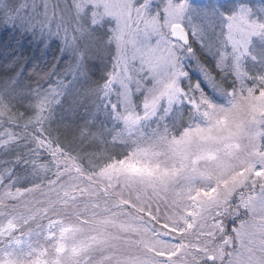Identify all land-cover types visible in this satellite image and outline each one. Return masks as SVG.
I'll use <instances>...</instances> for the list:
<instances>
[{"label": "snow or ice", "instance_id": "obj_1", "mask_svg": "<svg viewBox=\"0 0 264 264\" xmlns=\"http://www.w3.org/2000/svg\"><path fill=\"white\" fill-rule=\"evenodd\" d=\"M42 6L40 19L27 26L55 23L51 34H62L64 49L76 56L68 69L74 76L86 74L89 51L76 46L77 38L99 39L95 29L105 17L115 19L105 42L114 45L111 70L85 94L100 97L117 122L110 143L135 147L86 172L43 127L65 80L46 88L18 77L0 83V264H264V15L244 4L212 10L222 30L218 43L205 46L219 78L197 66L208 86L228 97L224 106L198 82L183 83L182 59L196 58L191 38L200 35L190 0ZM25 99L31 115L17 107Z\"/></svg>", "mask_w": 264, "mask_h": 264}, {"label": "trees", "instance_id": "obj_2", "mask_svg": "<svg viewBox=\"0 0 264 264\" xmlns=\"http://www.w3.org/2000/svg\"><path fill=\"white\" fill-rule=\"evenodd\" d=\"M17 3L18 0H0V83L18 77L21 84L35 87L39 81L41 86L46 88L50 82L63 79L67 83L66 90H72L71 97L68 102L65 101L64 93L58 98L60 103H52L44 113L43 127L48 130L51 137L59 135L62 139H67L73 132L80 134L82 130H86L85 136L95 143L111 137L117 122L104 110L100 97L85 94L86 89L102 83L106 78L112 63L113 54H110V47L107 45L109 50L107 56L95 54L94 59L83 62L85 75L77 73L74 76L68 69L75 62L76 56L72 57L67 54V50L62 48L59 39H48L37 33L34 27L29 28L20 19L17 20L13 14ZM194 49L199 63L216 73L215 56L205 54L201 44L194 45ZM192 65H194L193 60L190 61L188 67L185 65L184 69L188 76L186 81L198 82L212 101L219 99L200 81ZM45 74L49 75V79L41 80L40 78ZM231 84L232 79L228 78L226 86H231ZM63 101L68 104L65 105ZM27 104L28 99H25L17 107L19 111L31 115ZM183 114L187 115V106L184 107ZM229 227H232V221H229ZM28 239L35 240L36 237L33 235ZM35 247L37 245L33 244V248ZM20 252L27 253V246Z\"/></svg>", "mask_w": 264, "mask_h": 264}, {"label": "rangeland", "instance_id": "obj_3", "mask_svg": "<svg viewBox=\"0 0 264 264\" xmlns=\"http://www.w3.org/2000/svg\"><path fill=\"white\" fill-rule=\"evenodd\" d=\"M68 2H70V0H68ZM52 3L53 5L60 4L61 0H52ZM190 4L195 9V11L191 14V25H196L200 31L199 36L191 38V46L193 50H195L194 45L196 46V45L201 44L202 50L205 54H212V51H210V49L205 46L206 42L218 43V37L222 30L220 18L218 16L212 15V10L214 8H219L221 11H224L225 13H227L228 11L231 10L232 6L238 5V4H244V5H247L248 7H251L256 13V15L258 16L264 15V12L261 11L262 9H264V0H190ZM42 11H43L42 0H18V3L13 10V14L15 15L17 20L20 19L22 23L27 24V20L29 18H32L38 21L40 19V14L42 13ZM185 23L188 24L187 18H186ZM191 25H189L190 35H191V30H192ZM114 26H115V19L112 17H105L103 27L102 28L98 27L95 29V34L96 36L99 37V39L93 40L87 35L77 38L75 42L76 46L83 48L87 45L89 48L88 54L82 58L83 62L86 60L90 61L91 59H94L96 57L94 56L95 54H102L104 56H107L108 55L107 52H109L108 46L110 47V54L114 55V45L105 44L107 36L111 34L110 29L113 28ZM33 27L35 28V31L37 33H39L40 35H43L44 37H47L48 39L50 38L59 39L61 46L64 49L62 34L61 35L51 34V32L55 31L54 22H52L50 25H48L47 27L43 29H41L39 23H35ZM252 39L256 41L257 43H259V40L257 37L254 36L252 37ZM66 50H67V54L72 55V57L74 55L75 57V54L73 51L68 50V49ZM113 55L111 56L112 61H113ZM191 60L194 61V65H192V69L198 75V77L200 78V81L204 83L208 87V89L211 92H213V94H215V96L221 99L222 101L221 102L219 99H217L213 102L219 105H225L226 103L225 96L217 92L213 88L209 87L207 82L204 80L202 73L199 67L197 66V60H198L197 56L196 58H193L192 56L183 57L182 63L184 65V68H185V65H187L188 67ZM244 62L250 70L253 69V66L250 63H248L246 59ZM111 67H112V63L110 65V70H111ZM259 68H260V65H256L254 70H259ZM215 71L216 73L213 72V74L216 75L217 78H219V70L216 68ZM186 82H187L186 80L185 82L183 81V83L185 84ZM71 93H72L71 89H68L65 91V96H66V98H64L65 101L68 102V99L71 97ZM134 99H139V94H136V96H134ZM112 100L114 102L117 101V97L113 95ZM65 101H63V103L65 105L68 104ZM152 126L155 127V124L153 123ZM25 248H26V245H21L18 251L23 250Z\"/></svg>", "mask_w": 264, "mask_h": 264}, {"label": "clouds", "instance_id": "obj_4", "mask_svg": "<svg viewBox=\"0 0 264 264\" xmlns=\"http://www.w3.org/2000/svg\"><path fill=\"white\" fill-rule=\"evenodd\" d=\"M225 98L226 103L224 106H227L228 97L225 96ZM182 126L183 124L180 125V127ZM176 130L179 131V128H177ZM145 132L148 133L149 129H145ZM52 139L54 142L58 139L59 142L65 146L68 153L71 156L77 158V162L86 172L93 171L94 166L104 163L107 160L108 156H111L113 158H120L125 155L129 149L135 147V144H133L131 141H129V143L127 144H117L113 146L110 143L111 137L105 138L102 143H95L89 137L81 136V133L77 134L76 132H73L72 135L67 139H62L59 135L53 136ZM97 152L104 153L103 157L97 158L92 155ZM50 167L52 168V171H55V165H50ZM64 179H67V176H65ZM200 183V181H197V185H199ZM236 203V199H233L230 202L231 206H235ZM244 211V209H240L241 213H243ZM240 218L243 219L244 216L242 215ZM229 221H232L231 216L225 218L226 229H230ZM225 234H227V232ZM215 239L217 243H219L223 239V234L217 233Z\"/></svg>", "mask_w": 264, "mask_h": 264}]
</instances>
